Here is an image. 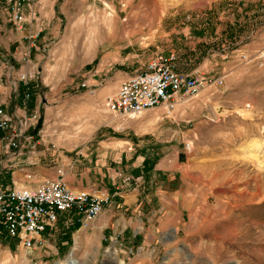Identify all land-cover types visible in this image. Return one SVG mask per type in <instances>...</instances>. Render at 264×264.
I'll list each match as a JSON object with an SVG mask.
<instances>
[{"label": "rangeland", "instance_id": "1", "mask_svg": "<svg viewBox=\"0 0 264 264\" xmlns=\"http://www.w3.org/2000/svg\"><path fill=\"white\" fill-rule=\"evenodd\" d=\"M5 1L0 84L22 88L18 76L30 73L27 114L41 122L33 149L6 154L0 140V183L34 187L87 141L114 137L145 155L146 176L106 228L70 218L40 257L1 231L0 264H57L72 251L82 264H264V0H57L29 56ZM168 53L179 72L211 82L170 113L163 105L127 118L106 108L119 73ZM11 97L9 112L20 103Z\"/></svg>", "mask_w": 264, "mask_h": 264}, {"label": "built area", "instance_id": "2", "mask_svg": "<svg viewBox=\"0 0 264 264\" xmlns=\"http://www.w3.org/2000/svg\"><path fill=\"white\" fill-rule=\"evenodd\" d=\"M32 2L7 0V12L20 31L28 18L25 10ZM32 20L33 16L30 17ZM38 35L39 32L30 34L29 39L33 40ZM175 60L174 53L153 56L142 70L130 75L114 94L105 98L106 108L113 114L127 118L163 105L168 110L174 107L175 100L183 96H197L211 82L204 76L179 72ZM32 78L30 73L20 74L18 81L22 88L17 86L16 81L10 82L12 95L20 98L19 105L11 112L0 91V140L6 154L10 150L21 153L25 149L35 148L34 134L39 129L41 118L35 111L27 114L31 102L29 82ZM215 83L222 82L218 80ZM108 200L107 195L73 190L61 178L47 179L34 187L25 188L0 183V225L6 237L17 240L27 250H33L43 245L46 232L57 228L60 216L65 217L66 221L75 217L81 227H88Z\"/></svg>", "mask_w": 264, "mask_h": 264}, {"label": "crops", "instance_id": "3", "mask_svg": "<svg viewBox=\"0 0 264 264\" xmlns=\"http://www.w3.org/2000/svg\"><path fill=\"white\" fill-rule=\"evenodd\" d=\"M55 1L57 0H53V2L51 0H33L32 4L26 8L25 11L28 16L27 22L23 30L20 31L22 40L27 39L29 42L28 48L24 47L26 56H29L33 50H37V44H39V40L37 39L38 36L32 40L29 39V35L45 30L46 27L49 29L54 13ZM50 3L52 4L51 6ZM5 5L7 12V1H5ZM44 13L48 16L47 18H42ZM32 16L34 20L30 21V17ZM121 74L122 73H119L120 77L115 82V85L121 83V79H127L132 75L127 74L125 77V75L121 76ZM0 86L1 90L4 92L5 98L7 96L12 98L11 88L4 83H1ZM124 145H126L125 142L116 137L108 140H96L93 143L87 141L76 149V158L74 160L70 161L66 167L56 169V176L53 173L48 174L46 172L41 173L39 176L40 179L46 180L61 178L73 190H85L93 194L107 195L109 197V200L103 204L101 213L89 224V226L81 227L79 225L80 228H92L95 232L99 231V229L106 228L110 222V218L115 213L116 209L114 207L116 203L117 206L122 207L128 205L132 206V204L135 203L139 195L140 185L145 183L146 175L142 174L145 155L132 154L131 152L125 151ZM163 169L162 167L158 168V170ZM134 175L137 177L136 183L133 185L132 179L134 178L132 177ZM153 196H157V194L154 193ZM115 200H118V202H115ZM146 203L148 204L150 201L146 199ZM72 219H75V217ZM68 223L65 217L60 216L57 225H67ZM1 231L2 227L0 225V232ZM54 231L55 229L52 232H46L43 235V245L31 250V253H36L37 256L40 257L44 246H46L48 242L47 238L49 240V237ZM17 243L23 246L20 242L17 241Z\"/></svg>", "mask_w": 264, "mask_h": 264}, {"label": "bare ground", "instance_id": "4", "mask_svg": "<svg viewBox=\"0 0 264 264\" xmlns=\"http://www.w3.org/2000/svg\"><path fill=\"white\" fill-rule=\"evenodd\" d=\"M97 14V13H95ZM97 16V15H96ZM103 17V16H102ZM97 20H99V18H97ZM95 21V20H94ZM103 21L105 24L107 25H110V27L112 26V22H113V18L112 17H108V16H105L103 17ZM96 22V21H95ZM98 24V23H97ZM105 26V25H104ZM92 32V31H91ZM97 32V31H96ZM79 37V36H78ZM107 91L110 90V86L108 87V89H106ZM105 91H102L100 94H103L104 92H107ZM135 117V116H134ZM133 118V117H132ZM76 123V122H75ZM190 146V145H189ZM76 247V246H74ZM73 250V249H72ZM68 258H66L64 261L62 262H57V264H82L79 260H77L75 257H74V251L70 252V254L67 256Z\"/></svg>", "mask_w": 264, "mask_h": 264}]
</instances>
